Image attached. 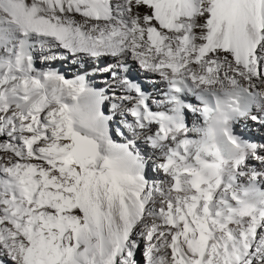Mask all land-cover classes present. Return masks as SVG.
<instances>
[{
  "label": "snow or ice",
  "instance_id": "obj_1",
  "mask_svg": "<svg viewBox=\"0 0 264 264\" xmlns=\"http://www.w3.org/2000/svg\"><path fill=\"white\" fill-rule=\"evenodd\" d=\"M0 264H264V0H0Z\"/></svg>",
  "mask_w": 264,
  "mask_h": 264
}]
</instances>
